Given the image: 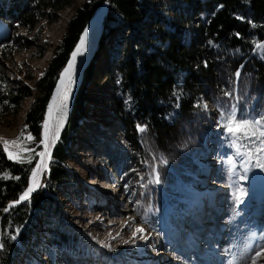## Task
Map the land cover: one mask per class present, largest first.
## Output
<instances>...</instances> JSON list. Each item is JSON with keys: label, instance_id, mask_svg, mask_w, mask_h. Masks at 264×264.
Returning a JSON list of instances; mask_svg holds the SVG:
<instances>
[{"label": "trees", "instance_id": "1", "mask_svg": "<svg viewBox=\"0 0 264 264\" xmlns=\"http://www.w3.org/2000/svg\"><path fill=\"white\" fill-rule=\"evenodd\" d=\"M106 3L101 31L81 66L80 84L52 150L45 191L38 190L27 203L6 211L25 190L35 167L41 124L59 74L87 23ZM73 4L74 0H0V46H21L22 39L14 35L17 30L53 24L56 14ZM262 46L264 0H85L32 90L21 83L7 90L0 68V120L14 119L22 102L33 98L23 124L26 135L33 137L25 148H35L23 154L32 162L20 163L8 159L0 147V264H18L23 248L31 246L32 233L45 232L47 224L51 227L45 243L57 251H74L71 247L78 242H67L56 228L55 215L47 217L46 211L54 207L50 195L72 180L68 164L74 145L89 149V135H79L86 125V105L92 102L110 106L113 138L120 135L114 144L109 130L102 127L101 136L90 129L96 142L102 137L99 157L121 181L125 195L132 197L135 214L159 232L165 204L178 209L193 198L194 179L209 155L207 144L232 154L235 146L221 126L224 117L233 111L239 119L264 117Z\"/></svg>", "mask_w": 264, "mask_h": 264}, {"label": "rangeland", "instance_id": "2", "mask_svg": "<svg viewBox=\"0 0 264 264\" xmlns=\"http://www.w3.org/2000/svg\"><path fill=\"white\" fill-rule=\"evenodd\" d=\"M84 1L74 0V4L71 7L65 8L56 14V21L53 24H47L46 22L40 23L33 31H26L25 29L17 30L14 35L22 39L21 46H18L16 43L0 46V68L4 71L5 78L8 81L4 85L7 90L17 83H21L32 90L35 81L40 79L41 73H43L48 61L52 58L53 48L59 45L66 25L75 14V10ZM106 1L109 2L110 0ZM105 5L106 9L104 13L108 9V4L106 3L103 6ZM104 13L100 19L99 32L97 30L95 31L94 38L101 31L102 22L105 18ZM2 33H4L3 29L0 34ZM24 43L25 45H23ZM90 44L87 45V49ZM86 51L85 62L91 53L90 51H88L89 53ZM81 66L76 70V82L71 89L68 107L70 106L76 88L80 84ZM61 73L62 71L59 76ZM89 89H92V86ZM33 100V98L25 99L22 102L19 113L14 119L0 120V147L7 158V153L4 151L5 141H21L18 145H9V151L13 152L14 155L17 153L21 155L27 153L24 149H26L25 146L30 142L26 140L27 133L23 121L24 114ZM49 103L50 100L48 105ZM86 106L88 107V113L84 122L86 125L81 130L79 138L89 135L88 141L92 142V145L89 142V149L81 143L74 145V152L71 157L73 159L68 164L69 169L73 173L72 180L61 183L55 190V195H50L54 201V207L46 211L47 217L55 215V219H57L56 228L63 238L67 242L76 240L79 245L77 243L71 247L74 251L68 248L57 251L55 246H49L45 243V238L49 234L48 232L51 226L47 224L44 228L48 232L36 231L32 233L31 246L29 248H23L18 260L23 258L22 264H137L138 261L141 264L143 262L145 264H164L165 262V264L169 262L172 264L173 261H168V256L172 258L170 260H173L176 255L170 254V251H172L171 247L173 244H176L178 237H185L184 233L180 230L182 224L187 222L190 216H201V206H204L210 201L209 195H206L208 192L209 194L211 193V189L208 187L212 183H214V187L217 186V182L215 181L218 180V176L226 178L231 183H234L236 180V176L239 174L237 170L239 167L237 164L239 157L236 154V150L232 148V154L228 155L224 154L219 146H215V143L212 145L208 144L211 150L209 151L207 160L200 163L202 175L197 176L194 179L195 182H193L195 184L194 186H196L192 189L193 194L195 193L193 200H189L187 204H182L181 207L174 210L171 214L170 209L171 207L173 208V205L166 203L164 211L165 218L162 221L159 232H154L143 222L141 217L135 214L132 197L127 194L125 195V188L122 187L121 181L107 167L106 160L99 157V150L103 148L101 145L102 137L96 142V136H92V132H89L93 128L92 131L94 133L97 132L101 136H105L104 131L101 130L103 127L104 130H109L108 137L114 141V144L118 143L120 135L119 138L118 136L113 138L116 129L113 120L111 121L110 106L108 104H95L93 102L88 103ZM53 123H55V120ZM43 124H41L40 131L41 140L43 137ZM22 137L24 138L23 140ZM54 145H52V149ZM40 146V151H43V145L40 144ZM50 153L52 155L51 151ZM35 156L37 163L39 155L36 154ZM261 158V160H264V154H261ZM246 159L244 157L240 161L244 168L245 166L248 168L247 171L250 174V179H253L257 185H264V169L256 167V163L252 161H248L246 164ZM11 161H15V159ZM251 162L253 163V170L250 168ZM48 169L45 173L43 172L37 177L40 184L34 190V193L38 190L45 191L43 189L45 185L43 182L49 173ZM213 173H215L214 179L212 178ZM200 189L203 190L198 192ZM205 191L207 192L200 195V193ZM29 199L22 203H18L17 201L9 202L7 211L13 207L27 203ZM215 200L218 201L219 199L214 198ZM227 201L228 197L226 198ZM116 202H119V204H116ZM110 210L114 212L111 215L115 218L111 219L108 215L105 217L101 215V213H109L108 211ZM42 215L45 217L44 213ZM113 221L118 224L111 226ZM125 227L126 229H124ZM141 229L142 231H138ZM184 229H186V225ZM140 232H143V234H140ZM135 234L138 235L133 238ZM185 235L189 236L186 233ZM72 237L73 240H71ZM63 238H60L62 240L61 242H63ZM44 254H48V256H44ZM176 257L174 261H176Z\"/></svg>", "mask_w": 264, "mask_h": 264}, {"label": "snow or ice", "instance_id": "3", "mask_svg": "<svg viewBox=\"0 0 264 264\" xmlns=\"http://www.w3.org/2000/svg\"><path fill=\"white\" fill-rule=\"evenodd\" d=\"M88 43V32L85 31L82 38L79 41L78 47L71 55L70 61L64 68L59 81L58 86L55 89V95L52 96L51 102L48 105L47 120L43 124V137L40 144L43 145V151L37 153L41 159L37 163L35 169L32 171V179L27 190L21 195L20 200L24 201L30 198V194L39 186L37 177L41 174V170L45 168V158L51 159V153L48 148L51 144H54L59 140L60 132L67 119L68 102L71 96V89L76 82V64L77 58L84 53ZM264 48V46H262ZM239 75V73H237ZM53 120L55 123L53 125ZM225 132L228 134L229 139L233 142L236 148V154L238 156L246 157V164L251 161L253 157H256V167L264 169V160L260 159V154H264V117L256 120L239 119L236 113L233 111L231 114L224 117L221 125ZM140 132H144L145 129L141 126H137ZM24 138L22 137V140ZM27 141H32L33 137L28 135ZM256 142L255 147H252L253 142ZM21 141H5L4 151L7 153L8 159H15L20 163H31L32 158L29 155H21L20 153L13 154L9 151V145H18ZM247 145V150L245 149ZM38 146V145H37ZM27 153H34L35 148L24 149ZM231 163V161H230ZM248 168L245 166V172ZM157 182L159 179L157 177ZM245 195L243 189H240L237 194V203H241L243 196ZM6 211L8 209H5ZM138 231H142L138 230ZM264 255V248L255 252L254 256L250 258L251 264H258L257 258Z\"/></svg>", "mask_w": 264, "mask_h": 264}, {"label": "bare ground", "instance_id": "4", "mask_svg": "<svg viewBox=\"0 0 264 264\" xmlns=\"http://www.w3.org/2000/svg\"><path fill=\"white\" fill-rule=\"evenodd\" d=\"M105 9H106V5L105 6H103L102 8H98L96 11H95V13H94V15H93V17L90 19V21L87 23V25H86V27H85V29H84V31L82 32V34L80 35V37H79V39H78V41H77V44L75 45V47H74V50L78 47V45H79V41H80V39L82 38V36H83V34H84V32L85 31H87L88 32V43H87V45L88 44H90V42H91V44H92V41H93V36H94V34H95V31L97 30L98 32H99V28H100V19H101V17H102V15H103V13H104V11H105ZM105 17V16H104ZM91 44H90V46H91ZM90 46L88 47V49H87V46H86V52H88L89 51V48H90ZM74 50L72 51V53L74 52ZM72 53H71V55H72ZM84 53H85V51H84ZM82 54V55H80L78 58H77V64H76V70L83 64V62H84V58H85V56H86V53L85 54ZM71 55L69 56V59H68V61H67V63H66V65H65V67L67 66V64L69 63V61H70V58H71ZM64 67V68H65ZM64 68H63V70H64ZM63 70H62V72H63ZM62 74V73H61ZM61 76V75H60ZM60 76H59V78H60ZM59 78H58V81H59ZM58 81H57V83H56V86H55V88H54V91H53V94H52V96L53 95H55L56 93H55V89L57 88V86H58ZM50 102H51V100H50ZM50 104V103H49ZM47 110H48V107H47ZM47 110H46V114H45V116H44V118H43V123L47 120ZM54 121V120H53ZM53 125H54V123H53ZM55 144V143H54ZM52 145L53 144H51L50 146H49V148H48V151L50 152V149H51V147H52ZM53 150V149H52ZM52 150H51V152H52ZM41 159V157H39L38 156V160H37V163L39 162V160ZM37 163H36V165H37ZM48 163H49V159H47V158H45V168L44 169H42L41 170V173H45L46 171H47V167H48ZM212 165V164H211ZM36 167V166H35ZM35 167H34V169H35ZM212 167V166H211ZM244 168V167H243ZM33 169V170H34ZM209 169V168H208ZM45 170V171H44ZM250 171V170H249ZM255 172V171H254ZM253 176V175H252ZM31 179H32V174H31V176H30V178H29V180H28V183H27V186H26V188H25V190L23 191V193L27 190V188L29 187V185H30V183H31ZM37 181H38V185L40 184V181H39V179H37ZM213 186V187H212ZM39 187V186H38ZM37 187V188H38ZM209 189H211V192H213L214 194H215V196H214V198L215 199H219L218 201H214V203L215 204H219V207H222L224 204H226V198H227V196L226 195H224V193L223 192H220V191H213V188H214V183H212L209 187H208ZM257 188L261 191V192H264V185H262V186H260V185H257ZM209 191V190H208ZM207 191H205V192H203V193H206ZM200 195H201V193H200ZM206 195H209V197H210V195H212V194H209V192L208 193H206ZM116 204H119V202H116ZM206 205H207V207H208V203H206ZM205 207V206H204ZM109 213H106V214H104V213H101V215L102 216H106V215H108V217H110L111 219L112 218H115L114 216H112L111 214H114V212L113 211H108ZM221 212V213H220ZM219 213L221 214V215H223V211H222V209L221 210H219ZM197 214V213H196ZM195 214V215H196ZM100 215V216H101ZM112 216V217H111ZM107 217V218H108ZM200 217V216H199ZM106 218V219H107ZM109 218V219H110ZM105 219V218H104ZM188 220V219H187ZM118 223H116V222H112L111 223V226H116ZM224 224V222L222 221V219L220 218H218L217 220H216V222H214L213 224H212V226H214V232H216V230L218 229L217 227L219 226V225H223ZM127 226V225H126ZM111 229V228H110ZM124 229H126V227L124 228ZM123 229V230H124ZM186 230H190V233H191V231H195L196 229L194 228V227H191L190 229H188V228H186ZM222 233L223 234H226V231H222ZM140 234H143V232H140ZM235 233H233V235H234ZM138 234H135L134 236H133V238H135L136 236H137ZM117 237V236H116ZM115 237V238H116ZM179 238V237H178ZM180 243L182 242V240H181V238H180V241H179ZM169 245H170V243H169ZM172 246H175V244H173ZM252 248H253V245H252V243H249V246L247 247V249H240V252H242V254H243V256L245 257L246 256V252L247 251H250V250H252ZM264 248V247H263ZM169 249V248H168ZM183 251H185V248L184 247H182L181 248ZM237 250H238V248H235V252H234V254H233V257H232V262H231V264H237V257H236V252H237ZM162 253V252H161ZM173 254L174 256H175V251H170V254ZM172 255V256H173ZM176 257V256H175ZM174 257V258H175ZM174 258H173V260H170V259H172L171 257H169L168 256V261H173V263L172 264H177V259H179L180 257H179V255L176 257V261H174ZM151 261V260H150ZM149 261V262H150ZM258 264H264V255H262L258 260ZM175 262V263H174ZM157 263V262H156ZM166 263V262H165ZM164 263V264H165ZM148 264V263H147ZM168 264H171L170 262L168 263ZM245 264H251V262H249V261H246V263Z\"/></svg>", "mask_w": 264, "mask_h": 264}, {"label": "water", "instance_id": "5", "mask_svg": "<svg viewBox=\"0 0 264 264\" xmlns=\"http://www.w3.org/2000/svg\"><path fill=\"white\" fill-rule=\"evenodd\" d=\"M106 13H107V10H106V12L104 13V15H106ZM76 44H77V43H76ZM73 50H74V49H73ZM73 50H72V51H73ZM70 55H71V54H70ZM45 114H46V113H45ZM44 116H45V115H44ZM53 145H54V144H53ZM51 150H52V148L50 149V151H51ZM48 172H49V169H48ZM34 192H35V191H33V192L30 194V198H31V196L34 194ZM20 197H21V196H20ZM20 197L17 199V202H18V203H22V202H25V201H26V200L21 201V200H20Z\"/></svg>", "mask_w": 264, "mask_h": 264}]
</instances>
